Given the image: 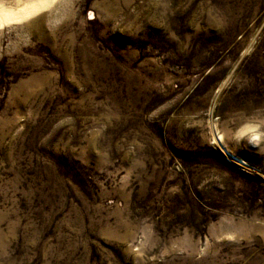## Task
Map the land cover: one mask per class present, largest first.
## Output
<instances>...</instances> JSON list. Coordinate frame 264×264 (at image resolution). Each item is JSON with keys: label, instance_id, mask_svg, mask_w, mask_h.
Masks as SVG:
<instances>
[{"label": "rangeland", "instance_id": "374dc122", "mask_svg": "<svg viewBox=\"0 0 264 264\" xmlns=\"http://www.w3.org/2000/svg\"><path fill=\"white\" fill-rule=\"evenodd\" d=\"M24 7L0 6V264H264V0Z\"/></svg>", "mask_w": 264, "mask_h": 264}, {"label": "bare ground", "instance_id": "6f19581e", "mask_svg": "<svg viewBox=\"0 0 264 264\" xmlns=\"http://www.w3.org/2000/svg\"><path fill=\"white\" fill-rule=\"evenodd\" d=\"M2 1L3 0H0V6H1ZM46 1L47 0H25V7L24 8L17 9V10H9V12H5V14H4L5 21L11 20L12 17H18L20 19H22L24 17H29L32 14H34L35 12H38L41 9H43ZM19 3H20V0H19ZM0 24H1V19H0Z\"/></svg>", "mask_w": 264, "mask_h": 264}]
</instances>
